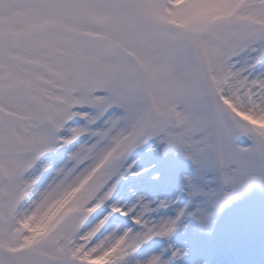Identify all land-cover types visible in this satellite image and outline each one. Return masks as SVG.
<instances>
[{"label": "snow or ice", "instance_id": "obj_1", "mask_svg": "<svg viewBox=\"0 0 264 264\" xmlns=\"http://www.w3.org/2000/svg\"><path fill=\"white\" fill-rule=\"evenodd\" d=\"M0 264H264V0H0Z\"/></svg>", "mask_w": 264, "mask_h": 264}]
</instances>
